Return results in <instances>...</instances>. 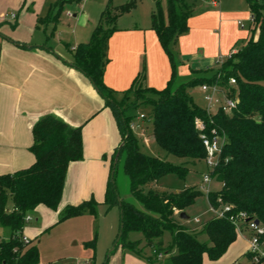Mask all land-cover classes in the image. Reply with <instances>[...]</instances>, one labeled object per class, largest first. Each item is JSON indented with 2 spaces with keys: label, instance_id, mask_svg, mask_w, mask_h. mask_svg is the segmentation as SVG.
Listing matches in <instances>:
<instances>
[{
  "label": "trees",
  "instance_id": "obj_1",
  "mask_svg": "<svg viewBox=\"0 0 264 264\" xmlns=\"http://www.w3.org/2000/svg\"><path fill=\"white\" fill-rule=\"evenodd\" d=\"M74 1L80 0L55 1L50 5L48 16L52 15L49 18L54 23L58 22L63 6ZM247 1L258 24L257 38L251 36L217 69L191 70L186 79L177 76L176 44L178 37L188 30L194 0H165L164 9L156 1V9L150 14V27L168 56L170 79L162 89L148 87L143 68L120 101L113 98V91L103 81L107 43L118 29V17L130 11L135 6V0L117 6L108 0L89 40L74 47L70 65L86 75L105 99L121 135L122 145L112 153L104 196L108 207L118 205L122 223L121 228L119 225L121 235L112 251L119 246L127 248L144 257L148 264L158 261L161 264H202L204 254L210 260H217L236 240L228 214L244 212L264 222V0ZM18 45L27 47L24 43ZM230 77L236 80L239 98L230 114L220 109L208 114L193 101L191 88L204 82L227 86ZM230 91L233 95L232 87ZM129 93L134 95L131 104L127 101ZM137 104L152 107V130L146 135H151L167 154L183 159L182 163H172L140 150L139 140L130 127L133 116L125 114L127 108ZM195 118L204 122L205 134L210 135L215 129L225 138L217 164L207 172L212 180L220 183V188L209 191L207 198L213 207L229 204L232 209L226 217L213 216L203 225L201 232L207 235L209 242L200 241L198 233L189 231L179 220V213L192 204L201 191L190 186L162 192L152 188L144 191L142 188L146 183H156L168 173L183 178L190 170L186 163L204 160L206 151L200 137L202 131L195 127ZM32 136L30 151L34 154V162L12 173L0 174V226L10 231L9 238L0 240V264L39 262L37 247L31 241L23 243L21 240L25 215L39 204L56 210L63 195L69 163L83 157L81 125L71 126L60 117L47 113L33 124ZM117 153L114 172L121 155L125 153L123 169L129 178L130 193L140 202L142 209L121 199L117 193L111 175ZM95 204V200L90 198L77 205H69L59 220L93 211ZM131 231L142 234V247L141 240L127 239ZM164 231L170 233L167 245L161 240ZM144 247L151 249V255L144 254ZM158 253L163 255L161 259ZM243 256L244 262L237 259L233 263L247 264L248 254Z\"/></svg>",
  "mask_w": 264,
  "mask_h": 264
},
{
  "label": "crops",
  "instance_id": "obj_2",
  "mask_svg": "<svg viewBox=\"0 0 264 264\" xmlns=\"http://www.w3.org/2000/svg\"><path fill=\"white\" fill-rule=\"evenodd\" d=\"M36 1L23 0V4ZM13 3L18 5L20 0ZM194 4L188 30L178 37L176 44L178 73L183 79L190 76L191 70L214 68L220 58L225 59L252 35L254 38L247 27L250 12L247 0H194ZM81 14L84 19L75 20L78 28L73 29V43L66 42L65 49L62 39L51 46L46 40H33V34L22 39L5 32L0 39V174L12 173L34 162V154L30 151L32 126L44 114H54L71 126H82L83 157L68 165L63 195L57 207L63 211L69 205L90 198L104 200L112 153L121 142L115 117L105 99L86 75L70 65L74 47L87 42L93 30L85 25L89 22L85 13ZM76 16L72 13L73 18ZM238 20L244 21L246 26H240ZM20 24L17 21L14 27ZM20 43L27 47H21ZM106 57L103 81L113 90L130 88L143 68L147 71L145 85L148 87L162 89L170 79L168 56L155 31L145 24L118 27L108 39ZM143 59L146 66H141ZM138 126L140 128L141 124ZM139 133L146 135L147 131L141 127ZM57 209L37 205L27 213L31 217L28 222L38 211L42 213L41 223L36 227L24 225L22 234L32 242L31 237L57 222ZM0 235L7 239L10 231L0 227ZM135 240H141L140 247L144 245L140 237L130 241ZM235 241L225 253L232 249ZM246 250L247 241L239 253L232 252L234 257L230 263L223 262L224 254L217 260H210L204 254L202 264H232ZM114 251L106 264H148L144 257L127 248L119 246Z\"/></svg>",
  "mask_w": 264,
  "mask_h": 264
},
{
  "label": "rangeland",
  "instance_id": "obj_3",
  "mask_svg": "<svg viewBox=\"0 0 264 264\" xmlns=\"http://www.w3.org/2000/svg\"><path fill=\"white\" fill-rule=\"evenodd\" d=\"M13 1L14 0H0V39L6 35L5 32L11 33V35L14 36H19L22 39H27L33 34V40H46L51 46L60 43L62 39L63 43L61 45L65 49L67 45L66 42L73 43V38L71 37L72 32L73 29L76 30L78 28L75 20L78 21L80 18L82 19L81 12L83 11L86 19L89 20L85 25H88L91 31L98 22L100 13L108 0H80L78 2L74 1L72 3H67L63 6L59 20L56 23L50 19L52 14H49L50 18L48 16L50 11L49 6L54 0H37L35 4H33V2H25L23 4V0H20L18 5H15ZM127 1L128 0H111V4L117 6ZM156 1H159L164 9L165 0H135V6L130 11L118 17L116 27H124L133 24L140 26L145 24V26L147 25V27L151 29L150 14L152 10L156 9ZM72 13H76L77 16L73 18ZM40 18H42V20ZM17 21L21 24L14 27ZM87 29L88 27L86 30ZM257 36L258 28L255 30L254 39H256ZM141 66H146L145 59H143ZM218 66L219 64L214 67V70L217 69ZM177 76L178 78L181 77L178 73V69ZM146 77L147 71L145 70V78ZM111 90L113 91V98L117 101H120L125 94V91ZM190 94L193 101L198 106L202 108L207 107L199 86L191 88ZM127 101L128 104L134 101V95L132 93H129ZM140 113L143 115L142 118H138ZM125 114L133 116L132 122L136 124L140 123L141 127L147 131V134H150L152 130L151 105L137 104L131 106L125 110ZM141 127L138 128V130H136L137 128L133 130L139 140L141 151L149 155L158 156L159 158H165L172 163L180 164L183 162V159L167 154L161 149L155 143L154 139L151 138V135L140 134ZM124 159L125 153L121 155L115 172H113L112 175L117 193L121 199L131 202L139 209H142L140 202L130 193L129 178L123 169ZM186 166L190 170L183 178L177 174L168 173L161 176L156 183H146L142 188L144 191L152 188L157 192H162L190 186L201 191V195L197 196L192 204L187 206L184 210L186 215H188V219H181L179 217V220L189 231L198 233V239L200 241L209 242L207 235L201 232L206 221L214 216V213L210 210V204L207 198L208 192L206 193L205 188L208 187L209 191H215L220 188V183L212 180V182L207 185L202 181L203 174L207 173L209 170L204 160H198L195 163L188 162ZM94 200L96 204L93 211L88 210L80 215L68 217L61 221L59 219L62 216L63 209L61 210L59 207L56 213L58 216L57 222L50 225L46 231L41 230L37 235L31 237V244L37 247L39 253V262L37 264H106L119 231L120 210L117 204L108 207L103 199ZM50 212L53 214V211ZM32 216L33 220L25 223V225L29 227L39 226L43 219L42 213L37 211V213H33ZM36 217L39 219L38 221H36ZM46 217L48 219V216ZM195 218H198L199 221H195ZM248 236L249 232L247 230H244L242 235L237 236L236 234L237 239L234 246L230 251L224 253L222 257L223 262L228 263L233 259V253L236 251L239 253V251H241ZM137 237L143 239L142 234L137 231H131L127 234L128 240ZM161 240L164 245H167L170 240V233L164 231ZM143 251L145 255H151L152 253L149 247H144ZM114 252H116V250ZM236 259L243 262L245 261L244 256H239Z\"/></svg>",
  "mask_w": 264,
  "mask_h": 264
},
{
  "label": "built area",
  "instance_id": "obj_4",
  "mask_svg": "<svg viewBox=\"0 0 264 264\" xmlns=\"http://www.w3.org/2000/svg\"><path fill=\"white\" fill-rule=\"evenodd\" d=\"M247 27L250 29L252 34L255 33V30L258 28V24L255 19V14L250 10L247 16ZM238 24L242 27L246 26L245 22L238 20ZM233 51L232 53H235ZM231 53V54H232ZM224 58H220L218 64H220ZM233 88V95L230 91V88ZM200 90L203 93V99L205 100L207 107L204 108L208 114H213L217 110H222L223 112L230 114L233 109L236 108V105L239 101L237 96V86L236 80L233 77L228 79L227 86H222L218 82L207 83L204 82L199 85ZM143 115H139V118H142ZM195 127L202 131L200 137L202 144L204 145L206 155L204 161L209 169H213L218 162L219 154L221 152L224 136L219 135L215 129L211 130V134H205V124L200 118H195L194 120ZM130 127L132 130L138 128V124L131 122ZM202 181L207 185L212 182V178L209 173L203 174ZM206 193L209 192L208 187L205 188ZM232 209V205L221 204L219 207H213L210 205V210L214 213L216 217H226ZM228 220L234 226L235 232L238 235H242L244 230L249 232L247 237V250L248 254L247 264H264V222L260 221L257 218L249 217L244 212L239 213H230L228 214ZM31 219L29 214L25 215V223ZM195 221H199L198 218H195ZM2 237H0V240ZM21 240L23 243H28L30 240L21 235ZM158 258H162V253H158ZM236 264V263H233Z\"/></svg>",
  "mask_w": 264,
  "mask_h": 264
},
{
  "label": "water",
  "instance_id": "obj_5",
  "mask_svg": "<svg viewBox=\"0 0 264 264\" xmlns=\"http://www.w3.org/2000/svg\"><path fill=\"white\" fill-rule=\"evenodd\" d=\"M121 145H122V143L119 145V148H120ZM117 156H118V153L116 154V156H115V158L113 160V164H112L113 165V168H112V171H111V175H113L114 167H115V165L117 163ZM118 201H119V198H118ZM179 217L181 219H188V215H186V213L184 211H182V212L179 213ZM121 227H122V223H120V228ZM120 235H121V230H119V232L117 234V237H116V239L114 241V245L118 242ZM114 245H113L112 249L114 248Z\"/></svg>",
  "mask_w": 264,
  "mask_h": 264
}]
</instances>
